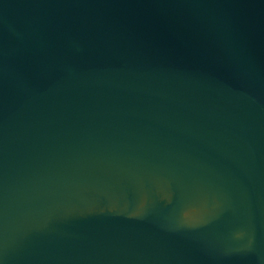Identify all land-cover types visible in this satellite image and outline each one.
<instances>
[{
	"label": "water",
	"instance_id": "95a60500",
	"mask_svg": "<svg viewBox=\"0 0 264 264\" xmlns=\"http://www.w3.org/2000/svg\"><path fill=\"white\" fill-rule=\"evenodd\" d=\"M0 264H264V0H0Z\"/></svg>",
	"mask_w": 264,
	"mask_h": 264
}]
</instances>
